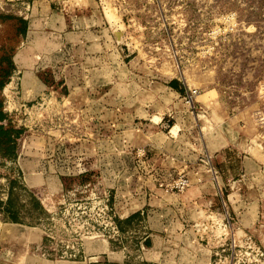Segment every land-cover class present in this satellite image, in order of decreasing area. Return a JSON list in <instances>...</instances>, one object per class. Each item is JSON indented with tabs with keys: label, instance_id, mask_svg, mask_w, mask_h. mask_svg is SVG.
Wrapping results in <instances>:
<instances>
[{
	"label": "rangeland",
	"instance_id": "rangeland-1",
	"mask_svg": "<svg viewBox=\"0 0 264 264\" xmlns=\"http://www.w3.org/2000/svg\"><path fill=\"white\" fill-rule=\"evenodd\" d=\"M98 23L124 49L115 52V78L98 83L82 76L77 82L103 86L110 81L106 86L116 88L112 96L92 93L91 98L110 96L126 108L130 102L136 124L128 132L131 144L124 145L122 125L114 127L113 138L109 127H97L69 109L64 88L28 98L20 91L12 58L24 48L29 25H35L34 39L72 24L87 26L82 34L93 38ZM11 47L16 50L8 60L10 73L0 87L3 119L23 133L10 151L0 147V199L9 200L0 204V264L80 260L107 242L127 251V264H146L143 235L162 229L193 232L168 239L167 245L180 249L175 259L165 254L163 264H212L223 231L230 230L246 232L264 250V202L256 222L240 227L235 213L243 212L227 197L233 191L223 188L215 173L213 191L199 188L206 175L198 169L211 172L215 141L224 136L243 155L259 153L258 193L264 199V0H0V65ZM43 72L45 84L55 85L50 69ZM152 118L165 136L172 127L182 137L178 147L165 144L178 154L179 173L160 189L150 188L153 180L146 172V151L153 153L160 144ZM47 137H57L51 158L24 156L42 151ZM36 169L42 172L36 173L39 184L31 187L28 172ZM183 179L184 186H173ZM236 195L234 205L241 200ZM166 200L178 203V209L163 210Z\"/></svg>",
	"mask_w": 264,
	"mask_h": 264
},
{
	"label": "crops",
	"instance_id": "crops-1",
	"mask_svg": "<svg viewBox=\"0 0 264 264\" xmlns=\"http://www.w3.org/2000/svg\"><path fill=\"white\" fill-rule=\"evenodd\" d=\"M101 18L103 19V25L108 28L109 24L105 21L106 19H104V17ZM99 23V28L95 30L97 35L93 36V38L84 37V34L89 29L87 26L80 27L76 26V24H72L63 30L45 32L43 38L34 39L36 33L35 25H29L24 40L25 44H23L25 45L24 48L17 50L12 58L13 63L17 66V73L20 74V91L28 98L43 92L52 94L56 92L55 89L60 90L64 88L67 97L71 99V104H68L69 109L80 111L84 119L90 120L91 123L97 127L101 124L109 128L113 127L110 130L108 128V132L113 134V138L116 137L114 135V127L122 125L124 127V145H126V143L131 144L133 141L128 132L131 133L132 128L136 124L133 123L131 117L132 109L130 102L127 103L128 108H126V104H117L111 101L110 96L106 100H103L101 97L97 99L91 98L90 95H92V93L111 94L112 96L116 88L113 85L106 86L110 81H107L105 84H103L105 81L102 82L103 86H82L77 82V78H81L82 76L85 78L95 77L98 79V83H100V78H115L117 62V55L115 52L119 49L124 51V49H121L120 46L118 47L117 41H114L113 38L105 36V29L103 30L102 23ZM27 50L29 53L25 56ZM123 61V64H125L124 56ZM120 63L121 62H119V64ZM44 69H50L56 82L55 85L47 86V84H45L44 76L46 73L43 72L40 74V71ZM59 80H63L62 84H59ZM117 105L119 107H117ZM140 109L142 108L140 107ZM150 120L152 121L150 126L155 127L156 130L153 136L160 138V144L156 143L159 149L154 150L153 153H149V148L147 149L146 157H149L150 165L148 169L146 168V172L149 178L153 180V187L150 186V188L160 189L158 186L159 184L168 182L179 173V169L175 168L178 166V154L174 149L166 148L165 144L177 145L178 147L181 144L182 137L178 132L177 135H175L177 129H174L173 132L172 127L165 136L164 132L159 130L161 126L160 121H155L153 118ZM141 124L142 123H140V125ZM223 125H225V123ZM144 130L145 126L141 129V139L145 136ZM225 130L228 131L226 127ZM223 134L226 135L224 132ZM56 138L47 137L44 139V149L42 151L31 150L24 156L33 159H38L41 156L51 158L53 154L52 144L57 140ZM215 142V152L210 156L209 160V163H211L209 168L211 172L203 167L198 168L199 171H201L200 173L206 175V178H203V182L200 183L201 185H199V188L213 191L214 186L210 179L214 178L211 173H215L214 179H219L223 188L233 191L227 194L228 200L231 201L235 209L241 208V212H243L242 214L239 213L240 211L235 213L237 224L244 228L250 227L256 222L259 207L264 202V199H262L258 193L260 185L257 177L259 172H261L259 153L256 155H254V153L243 155L236 146H233L234 143L224 136ZM19 156L22 155L19 153ZM35 167H38V164H36ZM28 173L31 175L29 181H31L32 184L30 186L37 187L39 184V177L36 175L42 172L36 169ZM32 174H35V176L32 177ZM235 187L238 193L234 192ZM236 194L241 196V200L236 201L234 205ZM166 201L162 202L163 210L168 208L178 209V203L174 201H170V203L167 201V203ZM134 212L135 211L129 212L124 215L123 218L131 216ZM160 217L161 221H166V218L163 216ZM176 217L178 218V216ZM176 217H173V221H176ZM189 233L193 232L181 229H162L155 232H145L141 241L140 252L143 257H145L146 264H163L162 261L165 258V254L168 253H171L173 259H175L176 254L179 253V245L175 244L173 247L167 245L166 242L170 238H188ZM154 255L156 256L154 259L149 258V256ZM127 258H129V255L125 249L118 250L116 247L111 246L110 242H107L106 248L86 253L83 259L59 261V263L127 264Z\"/></svg>",
	"mask_w": 264,
	"mask_h": 264
},
{
	"label": "built area",
	"instance_id": "built-area-1",
	"mask_svg": "<svg viewBox=\"0 0 264 264\" xmlns=\"http://www.w3.org/2000/svg\"><path fill=\"white\" fill-rule=\"evenodd\" d=\"M185 183L183 179L173 186L182 187ZM227 224H230L228 218ZM223 225L226 226V224ZM113 229L117 232L115 226ZM223 239V245L218 246L214 251L215 260L212 264H264V250L254 243L252 237L246 232L223 231Z\"/></svg>",
	"mask_w": 264,
	"mask_h": 264
},
{
	"label": "trees",
	"instance_id": "trees-1",
	"mask_svg": "<svg viewBox=\"0 0 264 264\" xmlns=\"http://www.w3.org/2000/svg\"><path fill=\"white\" fill-rule=\"evenodd\" d=\"M23 23H24V30L27 27V23L26 21H23V19H20ZM15 48L11 47L10 51L8 52V54H6V62L4 63V65H0V87H2V85L5 83L6 79H8L9 76V68L11 66L10 63H8V60L11 59L12 55L15 53ZM3 110V98L0 97V147L2 149H4L6 152L10 151L11 147L17 146V139L18 137H20L21 133H23L22 129L19 130H14L13 129V125L10 124L9 122H5L4 121V117L6 116ZM22 131V132H21ZM14 135V139H10V134ZM13 157H16L17 154L16 152H12ZM1 200V199H0ZM7 200L5 203L2 202V200L0 201V204H8ZM43 212H46V210L44 209Z\"/></svg>",
	"mask_w": 264,
	"mask_h": 264
}]
</instances>
